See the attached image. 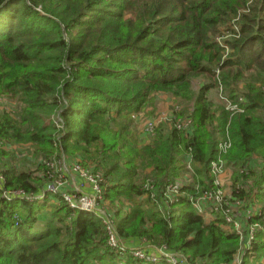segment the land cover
Masks as SVG:
<instances>
[{"label":"trees","instance_id":"1","mask_svg":"<svg viewBox=\"0 0 264 264\" xmlns=\"http://www.w3.org/2000/svg\"><path fill=\"white\" fill-rule=\"evenodd\" d=\"M220 87L238 111L220 102ZM158 93L176 110L140 143L136 115ZM0 99L15 103L0 110L1 142L100 168L102 198L119 205L112 218L127 247L107 246L94 213L47 201L58 193L6 198L50 180L0 165V264H152L130 254L140 240L185 264H234L239 253V264H264V232L241 247L220 216L206 221L193 207L216 188L220 157L238 168L231 200L258 203L246 221L264 225V0H0ZM186 118L185 131L177 122ZM189 171L192 181L163 203L165 188Z\"/></svg>","mask_w":264,"mask_h":264},{"label":"built area","instance_id":"2","mask_svg":"<svg viewBox=\"0 0 264 264\" xmlns=\"http://www.w3.org/2000/svg\"><path fill=\"white\" fill-rule=\"evenodd\" d=\"M218 98L220 102L225 106L227 110H239V106L237 102H232L231 99L227 97L222 92L221 87L218 90ZM190 124V119L186 118L184 120H178L177 127L183 128L188 130V125ZM158 125L155 119L150 120L148 124L146 125V128L143 130L148 134H152L154 128ZM230 147V141L227 139L226 141H223L219 144V151L224 153L227 151V149ZM62 160L66 161L67 157L63 156L60 160L55 161H46L47 163H51L50 165L53 166L52 163H59ZM73 165L71 167L72 171L74 173H77L80 178H82L88 185V190H82L75 189L72 192L73 193H67L63 194L64 199L67 201V205L70 208H78L84 211H88L91 213H94L97 215L104 227L107 234L106 243L107 245L115 251H126V246L122 242L120 238H118L116 230H115V224L112 218V213L109 207L103 206L102 203L103 200L102 194H103V174L100 170H95L92 167H84L82 166L78 160H73ZM225 161L221 159L220 157L212 163V172L214 174L215 180L214 184L216 185V188L214 190H209L203 192L200 196H198L195 200H193V207L197 210L198 213L202 215H207L210 217V221L216 219V217L220 216V219L222 221L221 226H224L226 228H230L231 230H234L245 242L246 246H250L251 240L254 236V233L256 230H260L264 232V225H261L259 223H249L247 222V218L252 215L258 213L260 210V205L256 202L252 203H245L244 201H241L240 199L236 198L231 200L230 193H227L223 190H221L218 182V176L224 171ZM50 168V167H48ZM51 169V168H50ZM40 173L42 171H39ZM59 172L63 175L64 172H62L61 169H59ZM58 172H56L57 177ZM45 174L42 173L41 176H44ZM46 175L49 176V171H46ZM40 176V174H39ZM56 177L52 181H48V188L46 190H40L36 194H27L23 190L20 189H8L3 192V195L6 198H23L26 200H32L34 198H43L46 191L58 193L60 195V192L58 190V187L63 189V184L67 181V178L62 181H57L59 185L54 186V182L56 181ZM3 177L0 173V184L2 183ZM61 180V179H60ZM192 181V176L190 171L183 174L178 179L174 180L172 184L167 186L163 192V203H169L173 199H175L178 196V188L182 185L189 183ZM151 188V186H150ZM19 196V197H18ZM150 196L154 198V194L151 193ZM51 198V196L49 197ZM61 199V197H60ZM53 201L54 199L51 198ZM62 200V199H61ZM55 201V200H54ZM106 202V201H105ZM162 204V203H161ZM239 206H242V211L236 212L237 208ZM217 215V216H216ZM242 217V219H240ZM245 223V229L243 232L244 226L242 223ZM156 250V253H148L144 250H142L139 247H132L130 248V253L137 259L145 262V263H152L156 264L159 262H164L166 264H181L182 259L181 257L169 251L164 246L154 247ZM133 250V251H132ZM240 263V253L237 255V257L234 260V264Z\"/></svg>","mask_w":264,"mask_h":264},{"label":"rangeland","instance_id":"3","mask_svg":"<svg viewBox=\"0 0 264 264\" xmlns=\"http://www.w3.org/2000/svg\"><path fill=\"white\" fill-rule=\"evenodd\" d=\"M226 36H229V35H226ZM196 81H197V83H196L195 87H197L199 82L203 81V79L199 78ZM211 96L213 98L217 99L216 89L211 91ZM155 102H156V105L154 108H153V106H147L145 108L144 112H140L136 115L137 119L135 122H137V120H138V122H140L139 127H138L137 123L135 125V130L137 132H139V128L144 130L146 128V125L148 124V122L150 120H153L155 117H158V116H161L162 117L161 119H164V120H161V124L160 125L158 124L157 126H169L170 125V123L172 121V117H173V111L176 110L175 102H173V100L164 93H158L156 95V101ZM3 108L7 109V110H9V109L14 110L15 103L11 102V101H6L4 99H0V110ZM158 109H160V110L158 111ZM144 133L146 134L145 136L151 135V134L146 133L145 131H144ZM142 140L143 139L140 138L139 142L141 143ZM0 146L5 151V155H2L0 158V165L1 166L6 167V166L11 165V166H14L18 171L24 170L27 172H31L33 175H39L40 174V176L42 173L46 174V171H49L50 175L48 176V178L50 181H52L56 177V172H58L57 177H56V181L54 182V186L59 185L57 183V181H62L66 178H69V179L71 178L70 174L73 172L71 169V167L74 163L73 161L68 162L67 160L66 161L62 160L59 163H52L53 166H51L50 165L51 163H47L45 159L37 158L35 156V154H33V150H32V147L30 146V144H10L8 141H4V142L0 141ZM40 159H42L40 161V163L43 164V169H44L41 173L39 172V170L37 168V162ZM53 161L58 162L55 159H53ZM257 164H259V163H257ZM48 167H50L51 169ZM59 169H61L65 175L61 174L59 172ZM237 169L238 168L235 164H233V163L230 164L228 162L225 163V166H224V170L226 171L225 172L226 175L224 177L225 180L223 181L222 185L220 184V182L218 180L221 190H223V191L225 190V192H227V193L230 192V189L232 187V176L234 173H236ZM95 170H100V168L95 169ZM252 180H253V178L249 179V181H246V182H245V180L241 181L240 186L242 185L245 188H247V187L249 188L253 185ZM75 188H69L71 190H65L64 191V189L61 190V188L58 187V190L60 192V197L62 200L60 199V200L52 201L51 204L57 205V206L60 204H64L65 206H68L67 201L63 197V194H67V193L71 194V193H73L72 191ZM50 199L51 198H47V201H49ZM102 203L104 204L103 206L109 207V209L111 210V213L112 212L114 213L116 208L119 206L117 203H116V205L110 204V203L105 202V201H102ZM126 206H127V204H126ZM128 207H129V205H128ZM241 211H242V207L239 206L236 210V212H238L237 217L239 216V212H241ZM204 217H205L206 221H210L209 216L205 215ZM240 219H242V217ZM242 225L244 226V228H243V232H244L245 223L243 222ZM232 231H234V230H232ZM106 239H107V234H106ZM135 244H139V245H135ZM144 245H146L144 243V241L140 240V241L134 242L130 246L129 245L128 246L131 249H132V247H139L142 250H144L143 249ZM241 247H246L245 242H243ZM146 252H148V251H146ZM181 262H182L181 264H185L183 260Z\"/></svg>","mask_w":264,"mask_h":264},{"label":"crops","instance_id":"4","mask_svg":"<svg viewBox=\"0 0 264 264\" xmlns=\"http://www.w3.org/2000/svg\"><path fill=\"white\" fill-rule=\"evenodd\" d=\"M165 94V93H164ZM167 95V94H166ZM168 96V95H167ZM160 109H158L159 111ZM163 111V110H162ZM139 117V116H138ZM162 117L161 116H158V117H155L154 119L156 120V122L160 125L161 124V120H164V119H161ZM137 119V118H136ZM136 121V120H135ZM138 124V127L140 125V122H136ZM146 134L144 133L143 129L139 128V132H138V138L140 139H143L141 143H145L149 140V135L145 136ZM75 160V158H72V157H67V161H73ZM92 167V166H90ZM93 169H95L94 167H92ZM226 171L224 170L219 176H218V180L220 182V184L222 185L223 181L225 180V173ZM71 178H67V181L63 184V189L64 191L65 190H71L69 188H75V189H79L80 191L82 190H88V187L89 185L82 179L79 177V175L77 173H74L72 172L70 174ZM62 189V190H63ZM73 189V190H75ZM225 191V190H224ZM135 245H139V244H135ZM143 249L145 251H148L149 253H156V250L153 248V247H150L148 245H144Z\"/></svg>","mask_w":264,"mask_h":264}]
</instances>
